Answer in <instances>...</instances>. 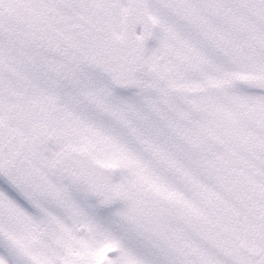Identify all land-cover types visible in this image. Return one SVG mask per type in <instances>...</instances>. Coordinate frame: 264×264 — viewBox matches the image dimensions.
Masks as SVG:
<instances>
[{"label": "snow or ice", "instance_id": "snow-or-ice-1", "mask_svg": "<svg viewBox=\"0 0 264 264\" xmlns=\"http://www.w3.org/2000/svg\"><path fill=\"white\" fill-rule=\"evenodd\" d=\"M0 264H264V0H0Z\"/></svg>", "mask_w": 264, "mask_h": 264}]
</instances>
